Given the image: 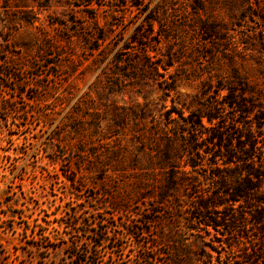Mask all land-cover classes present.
I'll list each match as a JSON object with an SVG mask.
<instances>
[{
    "label": "rangeland",
    "instance_id": "374dc122",
    "mask_svg": "<svg viewBox=\"0 0 264 264\" xmlns=\"http://www.w3.org/2000/svg\"><path fill=\"white\" fill-rule=\"evenodd\" d=\"M129 2L0 0V264H144L172 226L187 227L157 204L163 176L145 174L143 158L122 177L96 169L113 143L139 156L149 124L136 129L131 115L146 105L156 119L163 104L104 75L116 54L129 58L122 49L144 18ZM143 4L156 12L151 40L173 50L181 102L234 72L264 98V0ZM99 38L103 52H90Z\"/></svg>",
    "mask_w": 264,
    "mask_h": 264
},
{
    "label": "trees",
    "instance_id": "16d2710c",
    "mask_svg": "<svg viewBox=\"0 0 264 264\" xmlns=\"http://www.w3.org/2000/svg\"><path fill=\"white\" fill-rule=\"evenodd\" d=\"M129 3L144 18L122 49L129 58L116 54L108 68L111 72H104L108 86L154 90L158 100L168 101L170 107L162 104L156 119L146 105L131 115L136 129L149 124L146 133L138 131L139 156L130 157L129 147L113 143L104 160L95 159L96 169L103 176L109 172L122 177L127 169H137L138 158H143L149 171L145 174L163 176L157 204L167 208L165 215L172 218L179 211L184 217L178 216V221L187 225L177 232L172 226L154 246L156 257L146 255L140 260L144 264H264L262 91L249 88L234 72L228 80H218L217 86L203 83L184 104L178 98L182 77L169 72L175 62L173 50L162 53L157 49L160 40H151L157 36L156 12L148 10L143 0ZM99 41L103 40L97 39L90 52H103ZM114 119L118 123L124 117ZM102 163H108L107 170L105 165L99 168ZM180 191L184 199L179 201L175 196Z\"/></svg>",
    "mask_w": 264,
    "mask_h": 264
}]
</instances>
